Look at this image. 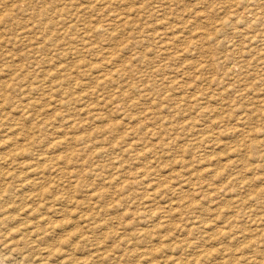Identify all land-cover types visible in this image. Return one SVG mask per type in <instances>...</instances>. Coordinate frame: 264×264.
Returning <instances> with one entry per match:
<instances>
[{
  "label": "rangeland",
  "instance_id": "obj_1",
  "mask_svg": "<svg viewBox=\"0 0 264 264\" xmlns=\"http://www.w3.org/2000/svg\"><path fill=\"white\" fill-rule=\"evenodd\" d=\"M229 259L264 264V0H0V264Z\"/></svg>",
  "mask_w": 264,
  "mask_h": 264
},
{
  "label": "bare ground",
  "instance_id": "obj_2",
  "mask_svg": "<svg viewBox=\"0 0 264 264\" xmlns=\"http://www.w3.org/2000/svg\"><path fill=\"white\" fill-rule=\"evenodd\" d=\"M202 149H203V148H202ZM199 178H200V177H199ZM175 202H176V201H175ZM187 203H188V202H187ZM193 203H194V202H193ZM198 203H199V202H198ZM195 204H196V203H195ZM157 209H158V208H157ZM237 223H238V222H237ZM231 224H232V223H231ZM232 226H233V225H232ZM229 227H230V226H229ZM37 239H38V238H37ZM187 242H188V241H187ZM182 244H183V243H182ZM177 245H178V244H177ZM195 247H196V246H195ZM67 248H68V247H67ZM69 248H70V247H69ZM175 248H176V247H175ZM151 249H152V248H151ZM178 249H179V248H178ZM63 250H64V249H63ZM65 250H66V249H65ZM183 250H184V249H183ZM61 252H63V251H61ZM65 252H66V251H65ZM67 252H69V251L67 250ZM138 252H139V251H138ZM151 252H152V251H151ZM153 252H154V251H153ZM168 252H169V251H168ZM175 252H176V251H175ZM193 252H194V251H193ZM51 253H55L53 249H52L51 251L48 252V254H51ZM69 253H70V252H69ZM69 253H68V254H69ZM146 253L148 254V252H146ZM177 253H178V252H177ZM201 253H202V252H201ZM143 254H144V253H143ZM147 254H146V255H147ZM170 254H171V253H170ZM174 254H175V253H174ZM194 254H195V253H194ZM194 254H192V255H194ZM199 254H200V253H199ZM199 254H198V255H199ZM60 255H61V254H60ZM65 255H66V254H65ZM164 255H165V254H164ZM168 255H169V254H168ZM62 256H64V255H62ZM98 256H99V255H98ZM138 256H139V255H138ZM149 256H151V255L149 254ZM156 256H157V255H156ZM169 256H170V255H169ZM187 256H188V255H187ZM189 256H190V255H189ZM194 256H195V255H194ZM209 256H210V255H209ZM212 256H213V255H212ZM237 256H238V255H237ZM241 256H242V254H241ZM183 257H184V256H183ZM196 257H197V255H196ZM214 257H215V256H214ZM163 258H164V256H163ZM165 258H166V257H165ZM168 258H169V257H168ZM172 258H173V255H172ZM172 258H171V259H172ZM187 258H188V257H187ZM189 258H190V257H189ZM198 258H199V257H198ZM203 258H204V257H203ZM207 258H208V257H207ZM207 258H206V259H207ZM244 258H245L248 262H249V261L251 262L252 260L255 259L254 256H249V257L247 256V257H244ZM158 259H160V258H158ZM166 259H167V258H166ZM204 259H205V258H204ZM215 259H216V257H215ZM222 259H223V258H222ZM241 259H242V258H241ZM151 260H152V259H151ZM161 260H162V259H161ZM177 260H178V259H177ZM191 260H192V259H191ZM198 260H199V259H198ZM208 260L210 261V259H208ZM224 260H225V259H224ZM229 260H231V259H229ZM229 260H228V262H229ZM233 260H234V259H233ZM233 260H231V262H229V263H228L227 261H226V262H227V264H236L235 261H233ZM195 261H196V259H195ZM205 261H206V260H205ZM254 261H255V260H254ZM85 262H86V261H85ZM152 262H154V261L152 260ZM184 262H185V261H184ZM187 262H190V260H187ZM193 262H194V261H193ZM201 262H203V261H201ZM166 263H167V262H166ZM173 263H174V261H173ZM175 263H177V262H175ZM175 263H174V264H175ZM191 263H192V262H191ZM199 263H200V262H199ZM205 263H206V262H205ZM215 263H216V262H215ZM217 263H218V262H217ZM251 263H252V262H251ZM167 264H168V263H167ZM222 264H223V263H222ZM244 264H245V263H244Z\"/></svg>",
  "mask_w": 264,
  "mask_h": 264
}]
</instances>
